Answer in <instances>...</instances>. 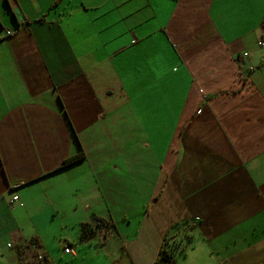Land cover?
Listing matches in <instances>:
<instances>
[{
  "label": "crops",
  "instance_id": "1",
  "mask_svg": "<svg viewBox=\"0 0 264 264\" xmlns=\"http://www.w3.org/2000/svg\"><path fill=\"white\" fill-rule=\"evenodd\" d=\"M54 1L0 0V264H264V0Z\"/></svg>",
  "mask_w": 264,
  "mask_h": 264
},
{
  "label": "trees",
  "instance_id": "2",
  "mask_svg": "<svg viewBox=\"0 0 264 264\" xmlns=\"http://www.w3.org/2000/svg\"><path fill=\"white\" fill-rule=\"evenodd\" d=\"M59 1L60 0H55L53 6L57 5L59 3ZM44 20H45V15L43 17H41L40 19H38L37 21L42 22ZM30 23L31 22H27V24H30ZM262 27L264 28V18L262 21ZM263 39H264V35H263ZM85 157H86V154L81 149V151L79 153L65 159L63 162V165L64 166L72 165V164L84 159ZM93 218H94V221L96 223L95 225L91 222H84L81 224L80 240L85 241V240H89V239L93 238L96 235V232L98 229L97 227H110V226L115 227V224L112 222V220L110 221L104 217H98L96 215H94ZM183 226L184 225L178 223L173 227L172 230L174 233H177L178 230H180ZM167 240H168V238H167ZM167 240H166L167 246L165 244L162 246V248L160 249L159 256L155 260L154 264H175V254L171 250V247H168ZM189 243L190 242H188L186 245H188ZM27 245L29 247V250L34 249L33 254H31L33 259H32V261L26 262V263H23L22 261H20V264H54V262L47 255L44 256L42 254H39V252L37 251V249L41 247L40 240L38 238H32ZM18 249L21 251V245L18 246ZM20 256H21V253H20Z\"/></svg>",
  "mask_w": 264,
  "mask_h": 264
},
{
  "label": "rangeland",
  "instance_id": "3",
  "mask_svg": "<svg viewBox=\"0 0 264 264\" xmlns=\"http://www.w3.org/2000/svg\"><path fill=\"white\" fill-rule=\"evenodd\" d=\"M163 67L164 66H162L161 69H163ZM167 130L169 131V127H167ZM187 241L184 238L181 241L183 243H180L179 242L180 244H183V245H180L179 244L178 247L175 245V248L176 249H179V248H181V249L184 248L185 249V246L188 243ZM169 242L171 243L172 241H168V243ZM74 243L76 244V246H74V247L75 248H80L79 251H80V253H82L83 258L86 261L84 262V261H82V258H78L77 263H73L72 260H76V259H70V260L67 261L66 258H69L67 256V257H65L63 259H60V263L61 264H129L127 262V260L125 259L123 253H122V250H123L122 248H118V250H117L118 252L116 251V253H115V251H112L111 252L109 250L110 251V256H109V254H108L109 251L107 250V248L101 247V243L99 244V242H96L95 240H93L92 242H87V245H84L83 243H79L77 239L74 240ZM62 244L63 243H61V244L58 243L56 245L54 244L55 246L54 245H50L54 249V251L56 252V254H57L56 260L59 259V256L58 255L60 253H63L64 252V249H63V246L64 245H62ZM169 246L172 247L171 245H169ZM15 247L17 248L18 246H14L13 249H11L8 246H6L5 247V253L6 254L12 253L13 251H15ZM99 254L101 255V259L100 260H98ZM94 255H96L97 259L94 258ZM177 264H199V262H197L195 259H189L188 261H186L185 259H182V257H178V263Z\"/></svg>",
  "mask_w": 264,
  "mask_h": 264
},
{
  "label": "built area",
  "instance_id": "4",
  "mask_svg": "<svg viewBox=\"0 0 264 264\" xmlns=\"http://www.w3.org/2000/svg\"><path fill=\"white\" fill-rule=\"evenodd\" d=\"M8 34H10V32H8ZM262 44H264V41L261 42ZM14 199H17V196L14 197ZM64 252L66 254H70V255H75V250L71 245H68L64 248Z\"/></svg>",
  "mask_w": 264,
  "mask_h": 264
},
{
  "label": "clouds",
  "instance_id": "5",
  "mask_svg": "<svg viewBox=\"0 0 264 264\" xmlns=\"http://www.w3.org/2000/svg\"><path fill=\"white\" fill-rule=\"evenodd\" d=\"M11 33V32H10ZM7 34H8V32H7ZM9 35V34H8ZM262 41H264V40H262ZM262 41H260V43L262 42ZM262 44V43H261ZM250 69H252V68H250ZM70 255V254H69Z\"/></svg>",
  "mask_w": 264,
  "mask_h": 264
}]
</instances>
